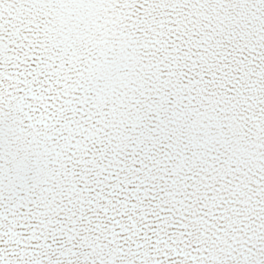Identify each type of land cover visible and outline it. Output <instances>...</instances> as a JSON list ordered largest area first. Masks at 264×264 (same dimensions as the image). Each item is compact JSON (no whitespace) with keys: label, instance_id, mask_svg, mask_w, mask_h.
<instances>
[{"label":"snow or ice","instance_id":"snow-or-ice-1","mask_svg":"<svg viewBox=\"0 0 264 264\" xmlns=\"http://www.w3.org/2000/svg\"><path fill=\"white\" fill-rule=\"evenodd\" d=\"M0 264H264V0H0Z\"/></svg>","mask_w":264,"mask_h":264}]
</instances>
